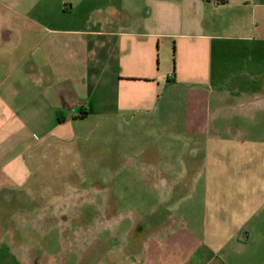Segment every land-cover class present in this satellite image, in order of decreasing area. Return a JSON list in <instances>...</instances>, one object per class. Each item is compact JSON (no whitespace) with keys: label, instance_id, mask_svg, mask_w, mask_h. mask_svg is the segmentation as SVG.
Returning a JSON list of instances; mask_svg holds the SVG:
<instances>
[{"label":"crops","instance_id":"1","mask_svg":"<svg viewBox=\"0 0 264 264\" xmlns=\"http://www.w3.org/2000/svg\"><path fill=\"white\" fill-rule=\"evenodd\" d=\"M95 19L91 27L33 34L35 43L27 51L20 48L27 34L0 19V190L27 182L41 148L67 139L75 121L107 110L149 115L168 106L161 94L169 87L201 88L199 101L211 107L264 96V0H115ZM208 131L204 135L210 138L195 149L202 159L169 163L198 171L193 204L177 197L172 207L190 216L198 206L201 229L209 232L207 244L218 248L216 255L228 264L237 259L259 264L264 141L239 145L245 151L241 158H231L230 149L225 159L210 158L222 145L219 130ZM251 131L243 134H261ZM221 180L229 193H216ZM224 195L232 205L220 203ZM234 212L249 215L238 228L243 234L236 236L233 228L221 234ZM155 226L158 232L142 241L144 264H177L198 245L194 239L192 246L186 229L170 221Z\"/></svg>","mask_w":264,"mask_h":264},{"label":"rangeland","instance_id":"2","mask_svg":"<svg viewBox=\"0 0 264 264\" xmlns=\"http://www.w3.org/2000/svg\"><path fill=\"white\" fill-rule=\"evenodd\" d=\"M114 1L0 0V19L27 34L20 46L27 51L35 43L33 34L91 27ZM169 88L161 94L168 106L149 115L107 110L75 121L67 139L41 148L27 182L0 190V264H144L142 241L158 232L157 221L186 229L192 246L194 239L198 242L185 262L177 264H228L216 255L218 248L207 244L209 232L201 229L198 206L190 216L172 207L177 197L193 204L198 171L169 163L202 159L195 149L210 138L204 135L209 126L211 132L219 130L222 145L210 158L225 159L227 149L231 158L244 156L239 145L264 141V96L222 100L211 107L199 101L201 88ZM248 129L261 134H243ZM218 184L216 193L230 192L225 180ZM225 197L219 196L220 203L232 205L233 199ZM248 216L234 212L220 233L233 228L236 236L243 234L238 228L243 219L249 222ZM259 238L264 245V234ZM243 253L249 255L245 248ZM258 263L264 264V254ZM235 264L246 263L237 259Z\"/></svg>","mask_w":264,"mask_h":264},{"label":"trees","instance_id":"3","mask_svg":"<svg viewBox=\"0 0 264 264\" xmlns=\"http://www.w3.org/2000/svg\"><path fill=\"white\" fill-rule=\"evenodd\" d=\"M170 82H172V81H170Z\"/></svg>","mask_w":264,"mask_h":264}]
</instances>
